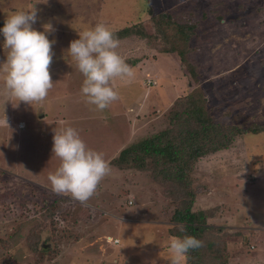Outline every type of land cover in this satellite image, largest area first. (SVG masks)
Listing matches in <instances>:
<instances>
[{
    "label": "rangeland",
    "instance_id": "374dc122",
    "mask_svg": "<svg viewBox=\"0 0 264 264\" xmlns=\"http://www.w3.org/2000/svg\"><path fill=\"white\" fill-rule=\"evenodd\" d=\"M34 8V29L53 27L55 84L43 102L29 105L11 95L0 73V264H169L173 190L181 199L184 190L165 180L164 169H124L113 161L169 126L175 100L189 94L205 100L215 124L242 130L264 124V0H0V27ZM150 13L192 27L187 58L197 72L191 76L175 54L146 40L122 39L117 51L135 75L117 78L119 98L97 110L82 93L85 77L66 52L70 42L97 23L117 31L146 22L150 35ZM7 53L0 33V64ZM69 126L111 166L84 203L55 193L48 180L60 165L54 130ZM187 174L191 210L206 218L200 234L215 249L225 245L229 264H264V134L233 137ZM32 233L54 252L36 257L27 245ZM14 235L20 238L10 246Z\"/></svg>",
    "mask_w": 264,
    "mask_h": 264
},
{
    "label": "clouds",
    "instance_id": "9594fccd",
    "mask_svg": "<svg viewBox=\"0 0 264 264\" xmlns=\"http://www.w3.org/2000/svg\"><path fill=\"white\" fill-rule=\"evenodd\" d=\"M36 22L35 8L21 10L8 16L0 29L8 49L6 61L0 64L5 87L19 102L29 105L43 102L55 84L50 73L56 43L49 39L53 27L46 24L44 31H38L33 27ZM78 35L66 52L85 77L82 93L86 102L103 111L119 98L114 81L130 79L135 72L117 51L120 40L107 24L97 23ZM52 153L60 160L59 167L48 176L52 190L57 194H70L82 203L96 194L103 179L111 172L104 154L89 147L71 126L54 130ZM178 227L179 231H185L183 225ZM203 246V241L195 236L173 237L169 264H183L189 250Z\"/></svg>",
    "mask_w": 264,
    "mask_h": 264
},
{
    "label": "trees",
    "instance_id": "16d2710c",
    "mask_svg": "<svg viewBox=\"0 0 264 264\" xmlns=\"http://www.w3.org/2000/svg\"><path fill=\"white\" fill-rule=\"evenodd\" d=\"M149 17L148 22L152 24L150 35L146 33L145 27H143L146 22L114 31L115 35L119 40L138 37L146 40L149 46L158 48L162 54H175L173 57L177 63L188 68L191 76L194 75L197 70L187 58L188 45L193 33L192 27L179 25L178 22H173L170 17H165L164 14L154 16L150 13ZM3 26L4 24L0 29ZM247 133L264 134V124L248 130L227 125L220 126L215 124L209 116L205 100H200L197 95L189 94L175 100L169 113V126L149 138L129 145L113 161L115 166L124 169L146 170L151 168L155 172L164 169L165 180L175 181L176 185L184 190V200L180 198L181 195L178 194L177 189L173 190V196L176 197V207L172 215L174 228L171 229L170 236L172 238H183L185 235L195 236L204 244L199 249L189 250L186 254V264H229L230 260L225 253V245L215 243L214 245L217 246L215 249L213 244L209 242L211 238L200 234L199 225L204 223L206 218L201 213L191 210L194 195L188 190L190 179L187 173L190 172L195 163L197 164L199 159L226 149L233 137ZM66 202L64 197L58 200L60 205ZM49 209L50 215L51 208ZM180 225L184 226V232L179 231L178 226ZM204 230L206 229L204 228ZM31 235L26 237L27 245L33 254H39L36 257L43 259L49 255L48 253L54 252L40 247L38 234L32 233ZM18 238H20L19 235H14L9 245H13ZM60 239L61 237L56 234L54 242H58ZM205 254L208 255L207 261H205Z\"/></svg>",
    "mask_w": 264,
    "mask_h": 264
},
{
    "label": "built area",
    "instance_id": "2783aa9c",
    "mask_svg": "<svg viewBox=\"0 0 264 264\" xmlns=\"http://www.w3.org/2000/svg\"><path fill=\"white\" fill-rule=\"evenodd\" d=\"M19 127H20V128H24V123H20V124H19Z\"/></svg>",
    "mask_w": 264,
    "mask_h": 264
},
{
    "label": "crops",
    "instance_id": "0c3cea01",
    "mask_svg": "<svg viewBox=\"0 0 264 264\" xmlns=\"http://www.w3.org/2000/svg\"><path fill=\"white\" fill-rule=\"evenodd\" d=\"M18 128H19V129H24V128H20V127H19V124H18Z\"/></svg>",
    "mask_w": 264,
    "mask_h": 264
},
{
    "label": "bare ground",
    "instance_id": "6f19581e",
    "mask_svg": "<svg viewBox=\"0 0 264 264\" xmlns=\"http://www.w3.org/2000/svg\"><path fill=\"white\" fill-rule=\"evenodd\" d=\"M20 123H23V122H20ZM20 123H19V124H20ZM24 127H25V126H24Z\"/></svg>",
    "mask_w": 264,
    "mask_h": 264
}]
</instances>
